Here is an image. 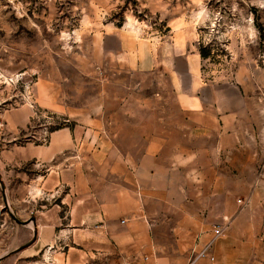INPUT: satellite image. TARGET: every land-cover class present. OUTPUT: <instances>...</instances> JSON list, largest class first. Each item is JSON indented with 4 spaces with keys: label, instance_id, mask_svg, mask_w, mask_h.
<instances>
[{
    "label": "rangeland",
    "instance_id": "1",
    "mask_svg": "<svg viewBox=\"0 0 264 264\" xmlns=\"http://www.w3.org/2000/svg\"><path fill=\"white\" fill-rule=\"evenodd\" d=\"M171 44L177 45L174 51ZM123 48L124 56L114 58L113 53H122ZM178 49L185 58L167 61ZM141 55L145 60L136 65L134 60L140 61ZM176 67L179 75L174 77ZM179 80L184 90L199 91L203 97L213 87L223 93L226 87H236L264 103V0H0V264H63L61 253L68 241L56 237L58 231L51 233L52 254L24 262L18 252L37 235L32 239L30 230L29 238L21 240L23 224L9 216L11 212L19 221L30 220L35 209L48 206V201L40 205L21 200L25 177L21 169L30 172L34 167L33 161L21 164V144L43 142L49 131L71 123L42 109L41 100L67 106L72 118L80 113L97 116L104 122L98 127L100 133L123 150L142 149L131 138L135 132L131 122L164 117L169 125L156 127L165 139L155 143L159 155L165 153L160 165L186 161L187 166L199 168L188 174L170 172L166 176L171 187L166 189L162 175H155V191L169 190L174 198L180 185L187 192L197 188L202 197L211 195L218 204L203 208L202 217L208 228L223 224L225 232L227 221L221 214L229 176L225 169L236 164L241 150L227 151L220 138L200 143L179 136L186 130L175 107ZM35 88L43 94H35ZM22 106L28 109L26 125L6 128L8 112ZM197 149L217 157L194 162L190 156ZM209 166L216 173L208 172ZM210 181L217 188H205ZM175 209L153 204L150 235L159 250L171 249V239L176 240ZM109 249L76 264L125 261ZM170 255V262L177 260ZM194 255L191 251L185 264Z\"/></svg>",
    "mask_w": 264,
    "mask_h": 264
},
{
    "label": "crops",
    "instance_id": "2",
    "mask_svg": "<svg viewBox=\"0 0 264 264\" xmlns=\"http://www.w3.org/2000/svg\"><path fill=\"white\" fill-rule=\"evenodd\" d=\"M173 46L177 45L171 44L174 51ZM124 53L125 49L117 51L113 57L121 58ZM144 56L134 63L144 62ZM166 58L172 62L185 57L178 49ZM178 72L179 68L173 71L174 77ZM184 89L177 81L175 107L180 124L186 128L179 136L200 143L220 138L226 142L227 151L241 150L236 164L225 169L229 175L221 208L227 221L225 232L211 239V226L208 228L202 217L203 208L218 204L211 195L202 197L197 188L187 192L180 185L174 198L169 190L167 194L155 191V175H162V188L166 189L171 187L166 176L170 172L188 174L199 168L187 166L186 161L160 165L159 159L165 153L159 155L155 143L165 139L157 134L156 127L169 125L164 117L147 116L131 122L130 126L135 127L131 138L140 142L142 149L123 150L100 133L98 127L104 122L97 116L80 113L79 118H72L67 106L51 99L41 100L42 109L71 123L49 131L43 142L21 144V164L34 163L30 172L21 169L25 176L21 180V200L40 205L48 201L45 208L34 210L31 226L27 222L21 229V240L29 238L30 230L32 239L37 235L32 244L18 252L24 262L33 256L52 254L51 233L58 231L56 237L68 241L61 253L63 264L88 262L91 256L110 247L118 260L131 264H185L191 251L196 253L205 246L215 261L197 259L192 264H264V241L257 240L264 239V103L236 87H226L225 93L213 87L206 97L199 91L192 94ZM35 94L41 96L43 91L35 88ZM27 121L28 109L22 106L8 112L5 127L23 128ZM208 156L212 161L217 154L197 149L190 158L200 163ZM208 172L216 173L212 166ZM212 184L210 181L205 188H217ZM241 198L240 204L235 201ZM155 201L176 206V240L171 239V249L159 250L151 240ZM170 254L177 260L170 262Z\"/></svg>",
    "mask_w": 264,
    "mask_h": 264
},
{
    "label": "built area",
    "instance_id": "3",
    "mask_svg": "<svg viewBox=\"0 0 264 264\" xmlns=\"http://www.w3.org/2000/svg\"><path fill=\"white\" fill-rule=\"evenodd\" d=\"M237 202L240 200L237 199ZM224 230V225L213 224L211 226V239H214L222 234ZM195 259H207L213 261L214 257L207 251V246L203 247L201 250L197 251L193 259L189 260L186 264H192ZM115 264H130L127 261L116 262Z\"/></svg>",
    "mask_w": 264,
    "mask_h": 264
},
{
    "label": "water",
    "instance_id": "4",
    "mask_svg": "<svg viewBox=\"0 0 264 264\" xmlns=\"http://www.w3.org/2000/svg\"><path fill=\"white\" fill-rule=\"evenodd\" d=\"M3 204H4V206H7V203H6L5 199H3ZM9 216H10L11 219H13L15 222H17V223H21V224H25V223H27V222L33 220V218H31L30 220L19 221L17 218H15V216H14L11 212H9Z\"/></svg>",
    "mask_w": 264,
    "mask_h": 264
},
{
    "label": "trees",
    "instance_id": "5",
    "mask_svg": "<svg viewBox=\"0 0 264 264\" xmlns=\"http://www.w3.org/2000/svg\"><path fill=\"white\" fill-rule=\"evenodd\" d=\"M199 54H200V56H204V54H202V53H200V52H199Z\"/></svg>",
    "mask_w": 264,
    "mask_h": 264
},
{
    "label": "bare ground",
    "instance_id": "6",
    "mask_svg": "<svg viewBox=\"0 0 264 264\" xmlns=\"http://www.w3.org/2000/svg\"><path fill=\"white\" fill-rule=\"evenodd\" d=\"M28 223H30V222H28Z\"/></svg>",
    "mask_w": 264,
    "mask_h": 264
}]
</instances>
